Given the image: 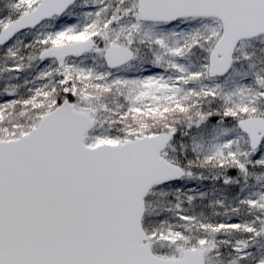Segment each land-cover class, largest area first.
Here are the masks:
<instances>
[{"label":"snow or ice","instance_id":"snow-or-ice-1","mask_svg":"<svg viewBox=\"0 0 264 264\" xmlns=\"http://www.w3.org/2000/svg\"><path fill=\"white\" fill-rule=\"evenodd\" d=\"M0 264H264V0H0Z\"/></svg>","mask_w":264,"mask_h":264}]
</instances>
